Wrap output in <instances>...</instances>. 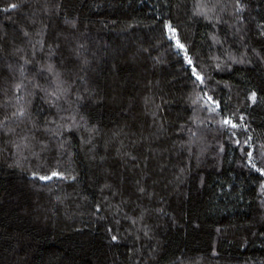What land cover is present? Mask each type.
I'll list each match as a JSON object with an SVG mask.
<instances>
[{
  "label": "trees",
  "instance_id": "16d2710c",
  "mask_svg": "<svg viewBox=\"0 0 264 264\" xmlns=\"http://www.w3.org/2000/svg\"><path fill=\"white\" fill-rule=\"evenodd\" d=\"M215 1L0 0V264H264V0Z\"/></svg>",
  "mask_w": 264,
  "mask_h": 264
},
{
  "label": "rangeland",
  "instance_id": "374dc122",
  "mask_svg": "<svg viewBox=\"0 0 264 264\" xmlns=\"http://www.w3.org/2000/svg\"><path fill=\"white\" fill-rule=\"evenodd\" d=\"M217 4H218V2L215 0L213 1V3H211V5H210V3L206 4V1H204V0H198L196 7H195L196 14H198V16L202 15V16H205L207 18L213 14V10L216 8ZM235 62H237V61L235 60ZM198 99H199V96L197 95L196 98L194 99V101H196ZM207 111L210 112L209 110H207ZM202 113L203 112H202L201 107L195 106V113L194 114H196V116H202L203 115ZM208 121L209 120H206V123L204 124V126H206V124L211 123L210 121L209 122ZM196 125H197L198 130H202V128L204 127L202 125V123L197 122Z\"/></svg>",
  "mask_w": 264,
  "mask_h": 264
},
{
  "label": "snow or ice",
  "instance_id": "6c2138e0",
  "mask_svg": "<svg viewBox=\"0 0 264 264\" xmlns=\"http://www.w3.org/2000/svg\"><path fill=\"white\" fill-rule=\"evenodd\" d=\"M11 7H16V5H11ZM178 46H179V47H183L182 45H179V44H178ZM189 63H191L190 60H189ZM198 78H199V77H198ZM253 98H254V97H253ZM225 123H229V121H225ZM45 179H47V178H45Z\"/></svg>",
  "mask_w": 264,
  "mask_h": 264
}]
</instances>
